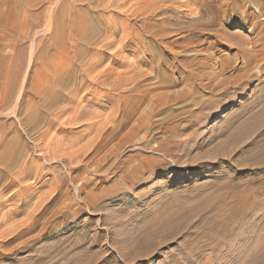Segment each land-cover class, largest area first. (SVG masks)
Returning a JSON list of instances; mask_svg holds the SVG:
<instances>
[{
	"label": "rangeland",
	"instance_id": "374dc122",
	"mask_svg": "<svg viewBox=\"0 0 264 264\" xmlns=\"http://www.w3.org/2000/svg\"><path fill=\"white\" fill-rule=\"evenodd\" d=\"M154 1H0V264H264V193L235 187L264 179L247 156L264 135V0ZM212 85L228 97L186 131ZM141 96L170 98L148 146L120 126ZM185 106L168 135L204 146L161 157L158 123Z\"/></svg>",
	"mask_w": 264,
	"mask_h": 264
},
{
	"label": "bare ground",
	"instance_id": "6f19581e",
	"mask_svg": "<svg viewBox=\"0 0 264 264\" xmlns=\"http://www.w3.org/2000/svg\"><path fill=\"white\" fill-rule=\"evenodd\" d=\"M0 1H3V0H0ZM157 1V0H156ZM156 1H154V2H156ZM168 1V0H167ZM167 1H165V2H163V4L164 3H166ZM175 1V0H174ZM159 2V1H158ZM171 2V1H170ZM168 3H169V1H168ZM174 3V2H173ZM176 3V2H175ZM150 4L152 5V4H154L155 5V3H151L150 2ZM172 4V3H171ZM165 5H167V4H165ZM147 6V5H146ZM150 6V5H149ZM156 6V5H155ZM170 6V5H169ZM173 6V5H172ZM12 8V7H11ZM145 8V7H144ZM150 8H151V6H150ZM153 8V7H152ZM151 8V9H152ZM156 8V7H155ZM150 9V10H151ZM0 10H5V7H3L1 4H0ZM153 10V9H152ZM159 10H162L160 7H159ZM168 10V9H167ZM7 11V10H6ZM156 11V10H155ZM148 12V11H147ZM151 12V11H150ZM149 12V13H150ZM154 12V11H153ZM155 13V12H154ZM245 14V13H244ZM261 23V22H260ZM79 29H81V28H79ZM86 32H87V29H83L82 28V30H81V32H80V34L85 38L86 37ZM110 32H113V31H111L110 30ZM196 33V32H195ZM219 33V32H218ZM262 35V34H261ZM218 36V35H217ZM198 37V36H197ZM261 37V36H260ZM218 38V37H217ZM222 40V39H221ZM236 43V42H235ZM157 44V43H156ZM230 45V44H229ZM260 46V45H259ZM155 47V46H154ZM154 49V48H153ZM154 51V50H153ZM164 51V50H163ZM163 51H162V53H163ZM171 51V50H170ZM259 51V50H258ZM257 51V52H258ZM177 52V51H176ZM192 52V51H191ZM164 53H165V51H164ZM184 53V52H183ZM186 53V52H185ZM184 53V54H185ZM192 54V53H191ZM261 54V53H260ZM144 55V54H143ZM143 55H138V57H137V59L139 60V61H141L142 63H149V62H146V60H147V58L146 57H144ZM151 55H152V57L154 58L156 55H157V52H152L151 53ZM166 55H171V54H169V53H166ZM183 55V54H182ZM163 56H164V54H163ZM197 56V55H196ZM165 57V56H164ZM167 57V56H166ZM165 57V58H166ZM172 58H173V54H172V56H171ZM201 57V56H200ZM263 57V56H262ZM155 59V58H154ZM164 59V58H163ZM195 60H197V59H195ZM222 60V59H221ZM156 61V60H155ZM154 60H150V62L152 63V64H154V62H155ZM161 61V60H160ZM159 61V62H160ZM200 61V60H199ZM208 61V60H207ZM184 62V61H183ZM182 62V63H183ZM150 63V64H151ZM167 63V62H166ZM179 63H180V61H179ZM207 64V63H206ZM211 64V63H210ZM173 65V64H172ZM181 65V64H180ZM183 65V64H182ZM185 65V64H184ZM202 65V64H201ZM154 67V66H153ZM174 67V66H173ZM203 67V66H202ZM208 67V66H207ZM169 68H172V66L171 67H169ZM185 68H187V67H185ZM176 69V68H175ZM182 69V68H181ZM201 69V68H200ZM245 69V68H244ZM206 70V69H205ZM175 71V70H174ZM223 71V70H222ZM179 72V71H178ZM175 73V72H174ZM171 76H172V74H171ZM173 78V77H172ZM174 78H176V76L174 77ZM173 78V79H174ZM251 78V77H250ZM172 79V80H173ZM179 79V78H178ZM178 79H175L174 81H173V84L174 85H177L178 84ZM186 79V78H185ZM163 80V79H162ZM190 80V79H189ZM64 81V79H62V81H61V83ZM159 81H160V79H159ZM180 81H182V80H180ZM185 81H187V80H185ZM184 81V82H185ZM193 81V80H192ZM191 81V82H192ZM103 83H107V80H104V81H102ZM183 82V81H182ZM187 83V82H186ZM195 83V82H194ZM242 83V82H241ZM109 84V83H108ZM128 84V82H126V83H124V85H127ZM169 84H171V83H169ZM188 84V83H187ZM203 85V84H202ZM240 82L238 81V82H235V85L233 86L235 89H238L239 87H240ZM122 86V85H121ZM232 86V85H231ZM242 86V85H241ZM172 87V86H171ZM228 88H227V90L229 89V86H227ZM177 88V87H176ZM186 89V88H185ZM185 89H184V91H185ZM207 91H208V93H210L212 96H213V98H214V100H211V101H209V100H203V99H200V100H198V101H196V102H194V105H196V106H199V109H201L202 111H203V113L200 115V116H194L192 119H190L185 125L182 123V125H184V129H187L186 131H188V129H190L191 127H194L196 124H198L199 123V120H201L202 118H207L214 110H216L217 108H219L220 107V105H221V103H222V101H225V99L228 97V95H229V91L231 90V89H229V91H227V90H224L225 92H223L221 89H218V88H216L215 86H210V87H207V89H206ZM242 90V89H241ZM150 92V91H149ZM232 93V92H231ZM163 94V93H162ZM235 94V93H234ZM160 95V94H159ZM177 95V94H176ZM166 96V95H165ZM165 96H162V97H159L158 99H157V101H155V102H152V105H151V107H149V108H147V109H145V110H141V107L143 106V104H144V102H145V100H146V96H141V104L140 105H138V106H136V107H134V108H132V110L130 109V111H125L124 112V114H123V120H122V124H120V122H119V124H120V126H122V128L123 127H125V126H129V124H131V127H130V130L127 132L129 135H138V133H140L141 131H143V130H146V135L144 136V139L143 140H145V143H146V146H148V144H149V142H150V139H148L147 137H148V135L151 133V131H149L150 129H149V124L152 122V119L153 118H156V117H160L161 115H164V113H165V110H166V107L164 106V105H166L167 104V102H168V100L170 99V98H168V97H165ZM200 96V95H199ZM215 96H218V97H215ZM184 98V97H183ZM183 98H181V100H183ZM245 99V98H244ZM175 100H179V98H175ZM180 100V101H181ZM252 100V99H251ZM189 102V101H188ZM262 102V101H261ZM247 103V102H246ZM170 105V104H169ZM192 105V104H191ZM190 105V106H191ZM173 106V105H172ZM222 106V105H221ZM168 107V106H167ZM261 107V106H260ZM171 108V107H170ZM194 109V108H193ZM192 111V108H190V107H184V108H182L180 111H177L174 115H172L171 117L172 118H170V119H168V120H164L163 122H161L160 124L158 123V127H159V129H160V132H162L163 134H165V136H163V137H161V140L160 141H158L157 142V145H156V147L153 149V151L155 150L157 153H159L160 155H161V157L163 156L164 158L166 157V158H170V157H173L176 153H178V151H182V153H183V155L184 156H188V155H191L193 152H195L196 150H200L201 148H203V143H201L200 145H198V144H194V145H192V146H187V147H183V146H181L182 145V140H180L179 139V135H175V134H172V135H175V136H171V135H168V133L170 134V132H169V129H168V127H167V123H168V121H170V120H175L176 118H178V117H180V116H182V115H186L187 113H190ZM198 114V113H197ZM203 115V116H202ZM257 115V114H256ZM188 116H189V114H188ZM162 118V117H161ZM179 119V118H178ZM239 119V118H238ZM250 119V118H249ZM134 120V121H133ZM182 120H184V119H182ZM242 120V119H241ZM175 121H177V119L175 120ZM183 122V121H182ZM202 122V121H201ZM119 124H118V126H119ZM179 124H180V122H179ZM178 124V125H179ZM119 126V127H120ZM156 126V125H155ZM234 126V125H233ZM154 127V126H153ZM152 127V128H153ZM157 127V128H158ZM175 127H177V126H174V128ZM182 127V126H181ZM151 128V127H150ZM155 128V127H154ZM183 128V127H182ZM195 128V127H194ZM116 129H118V128H116ZM176 129V128H175ZM179 129V128H178ZM181 129V128H180ZM182 130L181 132H185V130ZM231 129V128H230ZM246 130H245V132L249 129L248 128V126H246V128H245ZM172 130V129H171ZM173 131H175V130H173ZM190 131V130H189ZM159 132V131H158ZM113 134H114V132H113ZM184 134V133H183ZM215 134V133H214ZM220 135V134H219ZM243 135V134H242ZM217 136V135H216ZM137 137V136H136ZM140 137V136H139ZM159 139V138H158ZM188 139V138H187ZM193 139V138H192ZM214 139V138H213ZM236 139H238V138H236ZM135 140V139H134ZM217 140V139H216ZM157 141V140H156ZM187 141V140H186ZM194 141V140H193ZM131 142V141H130ZM139 143H141V142H139ZM188 143V142H187ZM145 146V147H146ZM250 147H248V148H250V150H248V154H247V156H249L250 157V155H252V156H260V157H264V135H260L259 136V138H257L256 139V141H254V142H252L250 145H249ZM181 147H183V148H181ZM141 148V147H140ZM181 148V149H180ZM246 150V149H245ZM140 151V150H139ZM143 152V151H142ZM246 153V152H245ZM143 154V153H142ZM141 154V155H142ZM140 155V154H139ZM140 155V156H141ZM144 155V154H143ZM245 155V154H244ZM14 157V156H13ZM151 158L154 160H156L157 158L156 157H144V158H140L141 159V162L143 163V165H146L148 162L150 163V160H151ZM188 158V157H187ZM251 158V157H250ZM173 160V159H172ZM233 160H234V158H233ZM158 161H160L161 162V164H165V161L163 160V159H161V160H159L158 159ZM246 161V160H245ZM181 162H182V159H181ZM219 162V161H218ZM221 162V161H220ZM230 162V161H229ZM148 163V164H149ZM196 163V162H195ZM209 163V162H208ZM237 163V162H236ZM179 164V163H178ZM194 164V163H193ZM191 165V164H190ZM147 166V165H146ZM145 166V167H146ZM164 166H166V165H164ZM238 166V165H237ZM167 168V167H166ZM251 168V167H250ZM236 169V168H235ZM230 171V170H229ZM243 171V170H242ZM145 173V172H144ZM150 177V176H149ZM148 179V178H147ZM150 179V178H149ZM236 179V178H235ZM241 178L240 177H238V179H236V186L235 187H237V189L238 190H241V189H244L245 191H242L241 193H247L248 192V195H245V196H243L242 197V200H246V197L248 198V200H250L251 198H257L258 196H260V195H262L263 193H264V179H260V180H258L257 182L256 181H253L252 182V185H250L249 187H246L247 185H249V184H247L246 182H243V181H241L240 180ZM233 182H235V181H233ZM252 186V187H251ZM233 187H234V185H233ZM237 189H235L236 191H237ZM235 191V192H236ZM237 194V193H236ZM238 196V195H237ZM238 198V197H237ZM84 201V200H83ZM238 203H239V201H238ZM244 205H249V204H244ZM253 205V204H252ZM248 210H250V209H248ZM234 214V213H233ZM249 214V213H248ZM239 216V215H238ZM242 222H243V220H242ZM244 224V223H243ZM211 225V224H210ZM215 225V224H214ZM37 226V225H36ZM207 226V225H206ZM255 227V226H254ZM28 229V228H27ZM210 229V228H209ZM216 229V228H215ZM247 229V228H246ZM218 231V230H217ZM29 232V231H28ZM207 234V233H206ZM22 235V234H21ZM224 237V236H223ZM250 237V236H249ZM220 238V237H219ZM225 238H226V236H225ZM224 238V239H225ZM217 239V238H216ZM205 240V239H204ZM213 242V241H212ZM264 242V241H263ZM200 243V242H199ZM206 243V242H205ZM225 243H226V241H225ZM211 244V243H210ZM222 245H224V244H222ZM203 246H205V245H203ZM202 246V247H203ZM261 246H264V244L263 245H261ZM207 247V246H206ZM228 247V246H227ZM235 247V246H234ZM260 247V246H259ZM238 248V247H237ZM262 249H263V247H261ZM202 249V248H201ZM200 249V250H201ZM227 249V248H226ZM230 249V248H229ZM207 250V249H206ZM210 250V249H209ZM215 250V249H214ZM224 251V250H223ZM227 251V250H226Z\"/></svg>",
	"mask_w": 264,
	"mask_h": 264
}]
</instances>
